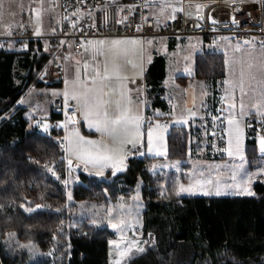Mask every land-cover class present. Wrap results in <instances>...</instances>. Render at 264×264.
<instances>
[{"label": "trees", "instance_id": "1", "mask_svg": "<svg viewBox=\"0 0 264 264\" xmlns=\"http://www.w3.org/2000/svg\"><path fill=\"white\" fill-rule=\"evenodd\" d=\"M26 45L20 52L0 48V264H109L113 234L106 226L83 223L71 228L67 261L53 262L50 253L72 211V201L86 197L115 201L122 194L128 199L129 191L123 186L136 185L141 167L146 225L160 227V232L165 228L163 234L158 231V238L167 243L159 247L152 236L147 250L129 264H264V182L260 179L253 186L255 196H180L178 174L152 171L154 159L143 156L131 160L127 178L121 177L124 172L113 176V170L102 179L81 172L83 184L74 185L73 199L68 200L62 182L65 163L59 160L62 129L54 128L53 135L27 130L21 108L10 119L2 118L16 108L29 86L44 85L39 73L50 49L41 40ZM194 76L212 83L223 79L224 54L199 53ZM165 77V58L157 55L146 71L147 97L151 107L167 112L168 104L161 98ZM59 116L52 112L51 117ZM247 134V158L263 157L257 154L254 132ZM168 143L170 158H186L188 134L183 126L172 128ZM53 162L57 176L48 171L47 164ZM36 205L42 207L32 213L24 210Z\"/></svg>", "mask_w": 264, "mask_h": 264}, {"label": "crops", "instance_id": "2", "mask_svg": "<svg viewBox=\"0 0 264 264\" xmlns=\"http://www.w3.org/2000/svg\"><path fill=\"white\" fill-rule=\"evenodd\" d=\"M163 2V1H162ZM162 2L157 4H151L148 7V12L153 14L160 24L165 25L168 24L171 20L172 16V9L168 8L163 13L161 12ZM172 7L177 6L178 0H168L167 1ZM47 11L43 12L41 15L39 14V23L37 22V14L33 17V23L36 24L37 27L40 28L43 32H52L56 30V21L53 14L48 9V0L45 1ZM203 4L201 0H189L187 7L188 12L194 15H201L203 14L205 8L200 9L197 12L196 5ZM114 39H130V40H137L140 43L136 45H129L128 47L134 49L127 57L121 58L118 63L121 65L120 76L124 77L123 80H118L114 76L109 80L106 81V93H111V95H105V99L109 100L110 106L109 111L110 113H115L116 107L115 104L117 101H121L122 104L128 106L129 100L131 101V109L133 114L137 111L140 116L143 115L146 106H151L150 102L147 97V82H146V71L149 63L153 60L150 59V56L154 58L157 55H162L165 58L166 62V77L163 83V87L165 92L162 94L161 98L167 102L169 110L167 112L162 111L160 108H157L159 111V116L154 120L153 128L157 123H159L163 131L160 134L163 136L162 144L166 145L167 152L165 153L164 147L157 146L153 152L149 153L147 149V132L148 130L145 129V125L142 122L141 132L143 133L142 140L143 144L141 147L144 150V156L151 157L154 159L152 170L155 172L159 171H174L177 174H183V178L180 182H183V185H188L193 183L195 179H200L201 177L198 176L195 171L196 166L198 164H205L204 162H208L211 160L212 163H220L225 164L224 159H211L207 156L206 145H205V138L203 129L200 126V131L197 137H190L188 139V150L187 156L185 159H171L169 154V143H168V135L172 130L170 124L167 119L171 117L180 119L183 117L185 120L189 119V110L191 112L196 113L195 116H198L200 113V102L204 99H207L210 104H214L216 101V94L218 91L223 92V86H220L221 80L217 83H212L205 79H201L195 77V67H196V57L199 53L208 51V52H221L224 53L223 43H227L229 45L235 44L237 47V43L230 38H224L220 40L216 44H211L208 42L204 37L200 35L194 36H178V37H150L147 39H142L139 37H109L98 39L94 41H111ZM14 44V43H13ZM46 48L49 51V46L46 42H44ZM17 46V44H14ZM20 46V45H19ZM17 46V47H19ZM22 47V46H21ZM10 46H6L5 49L7 50H22L16 49H9ZM106 45L102 44H88L86 45L81 51H73L67 53L66 58V78L65 80L72 81L76 77L77 70H79L80 78L85 82H88L91 77L96 75V69L99 68L101 73H103V65L105 62V53ZM180 57L188 60V65L180 64ZM109 70H111V57L109 55ZM176 64V67H180L179 69L182 70L178 76L176 75L175 80L173 81V85L168 87V75L173 67V64ZM143 64V75H139L140 65ZM87 65V67H85ZM21 70V69H20ZM186 70H189L188 73H185ZM24 72V70H21ZM109 75H111V71H109ZM188 77V79H184ZM65 80L63 84L58 86H50L54 88L53 93L49 98V102L44 106L43 104L39 103V99H26V93L28 89L32 85H36L39 88H49V86H38L37 84H32L29 88L25 91L22 97L18 100L16 104V108L13 109L12 112L5 114L2 118L3 119H10L17 108H21L24 113L23 117L27 123V130H34L36 132L46 134V135H53V103L57 98H61L63 96V92L65 89ZM223 85V84H222ZM123 92V98L121 97V93ZM38 95H42V92H39ZM23 101V102H21ZM146 101V103H144ZM231 101H226L227 105V115H229L228 110V103ZM76 104V102L74 101ZM237 105V104H236ZM239 106L237 105L233 115L240 121V127L243 130L242 136V149L244 159L247 158V139H248V130H252L254 132L255 128L253 124L248 123V115L240 116ZM81 117V121L78 124H73L67 119V124L69 128H67L64 133H62V137H65L68 133L78 131L81 136L85 139L90 140H104L106 143L110 142L107 134H102L100 132L95 131L94 128H90L88 126V121L84 118L83 112H79ZM60 115L57 117L58 119L61 118ZM254 118V117H253ZM37 121L42 123L46 122L50 125L49 132L44 133L41 128L35 127ZM30 125H33L30 127ZM228 127V125H227ZM61 128V127H59ZM62 129V128H61ZM63 131V130H62ZM255 136V135H254ZM261 134H258L255 137L256 144H257V154L258 156H263L264 154L260 153L258 146H259V137ZM66 148V142H65ZM128 152V158L125 160L126 165H130L131 160L134 158V152L129 150L126 146L125 149ZM159 153V154H157ZM65 156L67 160L65 161V165L68 171H70L75 178H77V174L80 172L90 173L93 174L97 173L99 169L87 165L85 166L81 162L77 161L74 156L70 157L68 153L65 151ZM68 159H72L73 163L71 167L68 165ZM226 159L230 160V163L240 162L242 161L239 156L229 157L227 156ZM177 162L179 165L177 166ZM187 166V168L185 166ZM215 165V164H214ZM226 168V167H225ZM230 168V167H229ZM108 170H113L111 167L104 169V175L108 172ZM230 173L229 170L224 169L221 172L220 176L226 177V174ZM103 175V176H104ZM207 178L213 177L215 172H211V174L207 173ZM80 178V175H78ZM264 176H260L258 179L263 180ZM204 178V177H203ZM214 179V178H213ZM256 179V181L258 180ZM77 183L78 178L76 179ZM189 196H208V195H189ZM224 197V196H244V195H212L209 197ZM144 203V202H143Z\"/></svg>", "mask_w": 264, "mask_h": 264}, {"label": "built area", "instance_id": "3", "mask_svg": "<svg viewBox=\"0 0 264 264\" xmlns=\"http://www.w3.org/2000/svg\"><path fill=\"white\" fill-rule=\"evenodd\" d=\"M163 0H48V9L56 21V30L52 32L41 31V36L34 34L36 24L27 22L17 25L8 33L0 36V48L9 43L25 45L31 40L44 41L50 48L48 60L40 71V79L49 86L63 84L66 78V58L71 50L81 51L88 41H94L109 37H178L200 35L211 44H216L224 38H230L237 44H243L247 40H253L252 46H260L264 41V0H245L239 4V11H234L227 0H201L208 5L203 14L204 19H197L198 15L188 12L189 0H178L176 9L182 11L172 12L168 24L157 23V18L148 12L151 4H157ZM168 1V0H167ZM79 8L85 15L79 17L73 13ZM91 12L90 15L87 13ZM106 12V15H105ZM175 17L174 19L172 17ZM238 24L232 23V17ZM67 17V19H65ZM212 19L217 21L212 23ZM76 23L73 28L72 24ZM94 25V26H93ZM199 25V26H197ZM139 29V30H138ZM61 41H64L61 44ZM223 93L218 91L216 101L210 104L207 99L200 102V113L194 118L187 119L186 123H177V118L167 119L171 128L183 126L190 137H197L200 126L204 132L207 156L211 159H223L227 153L223 151L227 147V105L222 100ZM164 99V97H163ZM53 112L60 114L61 118H54V128L57 125L64 131L69 128L67 119L81 121L79 112L73 100L65 102V97L57 98L53 103ZM157 108L146 106L141 116L145 129L153 127L154 120L159 116ZM203 118V119H202ZM216 118L213 125L212 120ZM264 117H250L248 123L254 125V135H264V123L258 122ZM207 133V135L205 134ZM215 133V135H213ZM60 149L63 151L61 159L66 161L64 137L58 139ZM134 152L135 158L142 155L144 150L139 147V152L127 146ZM66 173L68 172L65 165Z\"/></svg>", "mask_w": 264, "mask_h": 264}, {"label": "snow or ice", "instance_id": "4", "mask_svg": "<svg viewBox=\"0 0 264 264\" xmlns=\"http://www.w3.org/2000/svg\"><path fill=\"white\" fill-rule=\"evenodd\" d=\"M245 0H227L234 11H239V4H243ZM208 5L206 4H198L196 5L197 12L200 9L206 8ZM168 8L172 9V12L182 11L183 9H176L172 7L167 0H163L161 12L163 13ZM39 14L40 10H37V22L39 23ZM75 16L79 17L82 14L77 8L73 13ZM91 12L87 13L90 15ZM106 15V12H105ZM175 18L174 16L172 17ZM67 19V17H65ZM197 19H204L202 16H197ZM159 23V21H157ZM212 23L216 24L217 21L212 19ZM232 23L238 24V21L235 17H232ZM23 26V25H21ZM76 23L72 24V27L75 28ZM94 26V25H93ZM199 26V25H197ZM139 30V29H138ZM36 36H41V30L37 27L34 31ZM253 40H247L244 43L248 45H252ZM64 41H61L63 44ZM88 44H102L106 45L105 62L103 65V73L97 68L96 75L91 77L88 82H85L80 78L79 70H77L76 77L72 81L65 80V89L63 92V96L65 97V102L67 103L69 100H73L76 102V110L78 112H83L84 118L88 121V126L90 128H94L95 131L100 132L102 134H107L110 142H105L104 140H90L85 139L83 136L79 134L78 131H74L68 133L64 137V142H66L65 151L68 153L70 157L74 156L75 159L85 166L91 165L99 171L96 173L99 176L104 175V169L111 167L113 169V175H115L116 171L121 170L124 166L125 160L128 158V152L125 150L126 146H131L132 149H135L139 152V146L143 144L141 132L142 127V117L139 115L138 111L133 114V111L130 107L131 101L129 100L128 106H125L121 103V101H117L115 104L116 112L110 113L109 106L110 101L105 99V95H111V93H106L105 89L107 87L106 81H109L113 76L118 80H123L124 77L120 76L121 65L118 61L121 58L127 57L134 49L129 48V45H136L140 43L137 40L130 39H114L111 41H88ZM261 46V55L259 57V63H254L252 60L254 59L251 54L249 56V62L247 64L248 68V76L247 81L251 86V83L255 81L258 85L264 83V41H260ZM26 48L27 45L25 44ZM47 50V49H46ZM237 51L241 49L237 46ZM111 57V70H109V59ZM241 72L240 79L238 81H224V83L229 84L230 89L225 90V96L222 97V100L231 101L228 103L229 115L227 118V147L223 150L227 153L229 157L239 156V158L243 161V149H242V136L243 130L240 127V121L233 115L237 105L235 103V89L238 87L240 90V116H245L248 113L245 111V104L243 102V96L245 93V72L243 69L244 61L241 60ZM87 67V65L85 66ZM253 69H256L260 74L261 79L257 80V75L253 72ZM109 71H111V75H109ZM144 72L143 64L140 65L139 75L142 76ZM121 97L123 98V92L121 93ZM23 102V101H21ZM146 103V101H144ZM250 108L255 109L256 113L261 117H264V90L260 92V99H258L255 103L250 105ZM159 114V113H158ZM196 113L191 112L189 110V118H194ZM203 119V118H202ZM75 124L77 121H70ZM177 123H186L183 117L176 121ZM216 122V118H213V125ZM264 123V119L258 121ZM33 125H30L32 127ZM59 127H66V125H57ZM35 127L41 128L44 133L49 132L50 125L46 122L42 123L37 121ZM163 131L162 126L157 123L155 127H150L147 132V149L148 152H153L157 146L164 147L165 153L167 152L166 145L162 144L163 136L160 132ZM207 135V133H205ZM215 135V133H213ZM259 151L264 154V135L259 137ZM140 155H144L143 152H139ZM159 154V153H157ZM73 161L72 159H68V165L71 167ZM179 162H177V166ZM48 171L52 172V169H48ZM53 175L55 173L53 172ZM200 179H195L193 183L189 184V186L185 187L183 184H179L176 194L180 195L181 193H194L197 189L203 191L204 195H216L220 196L223 194H228L229 192L234 195H247V196H255V193L252 191V184L256 179L260 176H264V169H258L254 173H248L246 170H243V166H237L232 170V174L229 177L230 183H222L218 178L213 179L212 177L203 178L204 173H200ZM67 183V182H65ZM215 191H211L208 189V186H213ZM68 198L71 199V194H68ZM23 207V205H21ZM41 205H36L35 208L27 207L24 210L28 213L35 212L37 209L41 208ZM122 209L123 205L120 206ZM109 213H112V209H108ZM129 214L131 210H128ZM93 223H95L93 221ZM111 227L114 229L122 230L125 227H128V222L121 217L117 223H112L109 221ZM14 234H9L12 236ZM151 235V234H149ZM135 243V242H134ZM147 243V242H145ZM22 247H31L30 245H24ZM133 251V245L130 243L123 251L119 252L120 257H124ZM135 251L143 254L145 252V248L139 247L138 244L135 248ZM115 264H121L120 260L117 259Z\"/></svg>", "mask_w": 264, "mask_h": 264}, {"label": "rangeland", "instance_id": "5", "mask_svg": "<svg viewBox=\"0 0 264 264\" xmlns=\"http://www.w3.org/2000/svg\"><path fill=\"white\" fill-rule=\"evenodd\" d=\"M45 1L46 0H0V36L8 33L12 28H14L17 25H22L27 22L33 23V17L37 14L38 9L40 10V15L43 12L47 11ZM223 44H224L223 54H224V62H225V77L221 79V84H220V86H223V92H224L223 96H225L226 89L231 90L229 84L224 83V81H238L240 79V72L242 67L240 62L241 60H243L244 61L243 69L245 72L244 87L246 93L243 96L245 111L246 113H248L247 115L249 117L252 118L259 117L260 115L256 113L255 109L250 108V105L255 103L258 99H260V92L264 90V83L258 85L255 81H253L251 83V86L249 85L247 81V76H248L247 64L249 62L250 54L254 58L252 62L257 64L259 63V57L261 55V46H252L245 43L237 44V46H239V48L241 49L240 51H237L236 50L237 47L235 44L229 45L225 42ZM7 46H10L9 49L18 48V50H22L23 48H25L24 45L22 47L21 46L17 47L13 43H9ZM150 59H153L152 55L150 56ZM180 64L182 65L184 64L187 66L188 60L187 59L185 60L184 58L180 57ZM175 65L176 64L174 63L168 75V87H171L173 85V81L175 80L176 75L178 76V74H180L182 71L179 69L180 67H176ZM188 71L189 70H186L185 73H188ZM253 72L257 75V80H260L261 76L257 72V70L253 69ZM44 85L49 86L45 83ZM52 87L49 86V88H39L36 85H32L26 93V99L32 100V99L40 98L39 103L45 106L49 102V98L53 93L54 88ZM39 92H42V95H38ZM240 97H241L240 90L237 87L235 89V103L238 106L240 103ZM188 139H189V134H188ZM60 152H61V156L59 157V160H62L61 157H63V151L60 149ZM224 160H225L224 161L225 164H220L215 162L212 163L211 160H208V162H204L205 164L201 162V164H198L196 166L194 172H196L197 174L204 173V178L206 179L207 176H209L207 175V173L211 174V172L213 171L215 172V175L212 178L214 179L218 178L222 183L225 182L230 183L231 181L229 177L232 174V170L237 166L242 165L243 170H246L248 173H254L258 169H264V156L260 158H255L253 160H249L248 158H246L243 161L240 162L237 161L234 163H230V160L232 159H226V157ZM55 162L47 164V167L49 169H52L53 170L52 174L54 172L55 175L57 176L58 174L57 172H55V168H54ZM152 166L153 163L151 165V170H152ZM185 167L187 168V166ZM224 169L230 171V173L226 174V177L220 176L221 172L224 171ZM139 170H140L139 172L140 177L136 185H134L133 187H131V185H129V187L128 185H126V187L125 185L123 186L125 192L129 191L128 199H126L122 194L115 201L108 199L101 202H97L87 197L82 200L72 201V203H74L72 211L67 221L65 222L64 228L61 229L60 235L56 236L54 246L51 249L50 254L51 257L53 258V262H56L57 260L60 259H64L66 261L68 260L71 254L69 231L71 228H77L81 226V224L83 223L94 225L96 227L106 226L112 232L113 234L112 238L109 240V244H110L109 264H115V261L117 259L120 260L121 264H129L133 258L141 254L135 251L137 244L139 247L145 248L146 251L148 247V243L152 236H154V242L159 247L163 248L166 245L167 243L166 239L158 238V236H160L159 235L160 233L161 234L164 233L165 228L163 229V232H160L161 231L160 227L158 228L156 226L147 227L146 225V219L144 218L145 206L143 203V193H142L143 168L141 167ZM63 171L64 174H63L62 182L65 187L64 188L65 195L66 198L71 201L73 199L74 185L83 184V182L81 178L78 177V175L80 174H77L78 181L80 182L77 183L76 181L77 178H75L70 171L66 173L65 165ZM87 174L99 177L97 179H102V176H99L96 173L93 174L92 172H90ZM130 175L131 173L129 172V169H126L121 177L127 178ZM182 178H183V174L179 173L178 174L179 181H181ZM262 181L264 182V178ZM255 182L256 180L251 186L253 192H255L253 187ZM179 184H183V182H179ZM184 186L187 187L188 185L185 184ZM208 189L213 192L215 191L214 185L208 186ZM69 193L71 194V199L68 198ZM196 194L204 195L203 191L197 189L196 191H194V193H181L180 196H188V195H196ZM212 195H208V196H212ZM223 195H234V194H231L229 192L228 194H223ZM121 205L124 206L123 209L120 207ZM109 208L113 210L111 214L108 211ZM129 209L131 210L130 214L128 212ZM121 217H123L128 222L129 226L123 228L122 230L112 228L109 221L111 220L112 223H117ZM93 221L95 223H93ZM158 231L160 233H158ZM130 243L133 245V251L124 257H120L119 252L123 251Z\"/></svg>", "mask_w": 264, "mask_h": 264}, {"label": "water", "instance_id": "6", "mask_svg": "<svg viewBox=\"0 0 264 264\" xmlns=\"http://www.w3.org/2000/svg\"><path fill=\"white\" fill-rule=\"evenodd\" d=\"M127 167H128V165L124 164V166L121 168V170L116 171L115 172V175H113V172H112V175L113 176H118V175L122 174L123 172H125V170L127 169Z\"/></svg>", "mask_w": 264, "mask_h": 264}]
</instances>
